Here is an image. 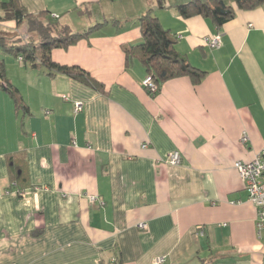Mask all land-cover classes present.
Listing matches in <instances>:
<instances>
[{
	"label": "crops",
	"instance_id": "0c3cea01",
	"mask_svg": "<svg viewBox=\"0 0 264 264\" xmlns=\"http://www.w3.org/2000/svg\"><path fill=\"white\" fill-rule=\"evenodd\" d=\"M20 1L76 33L100 25L52 58L105 91L0 48L30 109L18 112L0 88V264H264L257 209L235 168L264 151V4L218 26L182 17L176 6L190 0ZM148 12L206 72L200 84L176 78L154 96L144 87L148 72L124 46L143 42ZM29 29L0 22L10 44L40 42ZM175 151L181 164L168 161Z\"/></svg>",
	"mask_w": 264,
	"mask_h": 264
},
{
	"label": "trees",
	"instance_id": "16d2710c",
	"mask_svg": "<svg viewBox=\"0 0 264 264\" xmlns=\"http://www.w3.org/2000/svg\"><path fill=\"white\" fill-rule=\"evenodd\" d=\"M164 6V0H158ZM264 4V0H190L176 6L184 18L202 16L211 18L218 26L224 25L236 16L237 10H252ZM16 21L18 25L29 24V31L40 36V42L29 41L25 44L8 43L13 37L0 34V48L9 54L20 58L24 63L34 68H43L49 76L64 74L85 85L100 91L105 86L96 80L86 70L77 66L61 65L52 58L54 48H68L85 37H89L100 25L83 33L73 32L68 27H59L45 22L42 15H33L23 6L20 0L0 2V22ZM141 28L143 42L137 45H125L127 62L138 60L152 75L158 85V92L170 80L189 77L195 85L200 84L206 72L192 65L177 49V36L166 29L158 17L148 12L142 18ZM18 42V41H17ZM0 88L6 91L14 100L16 110L24 116L30 114L29 106L21 91L6 75V62L0 57ZM157 92V93H158ZM150 93V92H149ZM157 93H150L152 96ZM205 264V263H198Z\"/></svg>",
	"mask_w": 264,
	"mask_h": 264
},
{
	"label": "built area",
	"instance_id": "2783aa9c",
	"mask_svg": "<svg viewBox=\"0 0 264 264\" xmlns=\"http://www.w3.org/2000/svg\"><path fill=\"white\" fill-rule=\"evenodd\" d=\"M206 43L212 48H217L222 43L221 34L217 33L206 39ZM144 87L150 93L158 92V85L155 82L152 75H147L143 81ZM83 109L82 102H77L75 105V112L78 113ZM243 142H247L249 137L245 132L241 137ZM146 146V145H145ZM168 161L173 165L181 164L182 154L180 151L173 152ZM235 168L238 170L241 178L243 179L246 188L249 191V200L254 204L257 209V235L260 240H264V185L262 177L264 175V151L261 152L254 160L250 162L237 161ZM16 185V183L14 184ZM23 194V193H21ZM93 202L97 201L96 196H91ZM141 228H147V225L140 224ZM165 260V257H159L156 260V264H161Z\"/></svg>",
	"mask_w": 264,
	"mask_h": 264
},
{
	"label": "rangeland",
	"instance_id": "374dc122",
	"mask_svg": "<svg viewBox=\"0 0 264 264\" xmlns=\"http://www.w3.org/2000/svg\"><path fill=\"white\" fill-rule=\"evenodd\" d=\"M32 36H35V37H37V35H36V34H35V35H32ZM30 39H33V37H32V38L30 37ZM37 39H38V38H37ZM31 41H33V42H34V41H36V40H31ZM15 42L17 43V41H15ZM15 42H13V43H15ZM10 43H11V42H10ZM12 55H13V54H12ZM13 56H14V57H17V56H15V55H13Z\"/></svg>",
	"mask_w": 264,
	"mask_h": 264
}]
</instances>
